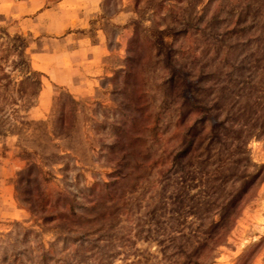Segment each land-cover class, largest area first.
Returning <instances> with one entry per match:
<instances>
[{
	"label": "rangeland",
	"instance_id": "1",
	"mask_svg": "<svg viewBox=\"0 0 264 264\" xmlns=\"http://www.w3.org/2000/svg\"><path fill=\"white\" fill-rule=\"evenodd\" d=\"M2 1L0 264H264V0Z\"/></svg>",
	"mask_w": 264,
	"mask_h": 264
},
{
	"label": "crops",
	"instance_id": "2",
	"mask_svg": "<svg viewBox=\"0 0 264 264\" xmlns=\"http://www.w3.org/2000/svg\"><path fill=\"white\" fill-rule=\"evenodd\" d=\"M63 1H64V0H63ZM17 3H20V2H17ZM17 3L15 4V7H16V8H19L20 6L17 5ZM21 3H22V2H21ZM2 4H3V1H2V3L0 4V7H1V8H2ZM61 4H62V3H59L58 5H56V7H60ZM81 50L83 51V56L85 57L86 64H89V63H91V62H96V63H97V61L94 60V59H96V58H95V57H94V58L91 57V56L89 55L87 49H86V51H85L84 49H81Z\"/></svg>",
	"mask_w": 264,
	"mask_h": 264
}]
</instances>
